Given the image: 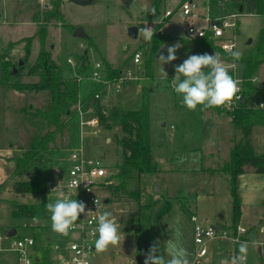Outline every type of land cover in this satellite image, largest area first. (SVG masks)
Wrapping results in <instances>:
<instances>
[{
	"label": "rangeland",
	"instance_id": "1",
	"mask_svg": "<svg viewBox=\"0 0 264 264\" xmlns=\"http://www.w3.org/2000/svg\"><path fill=\"white\" fill-rule=\"evenodd\" d=\"M184 1L163 2L162 12L159 8V13L155 14L156 0H96L84 4L63 0L61 18L47 23L45 46L53 59L66 67L68 75L80 74L87 78L82 82V93L91 89L94 80L88 79L89 73L98 62L110 63L114 66H111L112 69L120 68V73L103 74L110 81L107 88L109 97L106 102H103L105 98L100 102L103 112L111 115V128L107 129L106 122L101 123L97 127L100 131L95 133L87 126L82 130L80 116L76 114L62 131H56L55 126L42 123L29 113L44 107L50 99L49 92L21 90L17 86L39 81L40 76L35 74L34 66L41 47L37 35L41 24L33 17L38 11L43 12L50 0H0V264H19L18 254L13 250L18 237L42 233L47 240L51 237L49 248L52 251L55 244L65 246L70 242V230L67 236L54 232L51 218L42 220L36 227L32 219L12 215L10 201L32 199L29 194L17 192L18 182L28 180L37 173L36 169L18 171L16 158L30 148L35 136L49 133L53 135L48 150L40 152L32 162L36 165L45 160L48 168L49 188L41 195L42 200L56 202L50 190L66 181L69 157L74 147H82L89 155L105 157L111 180L119 186L118 190H105L108 203L104 211L111 212L116 218L121 243L97 254L96 264H144L148 246L159 241L163 252L164 241L177 228L182 233V243L192 262L196 250L192 215L197 214L218 230L232 225V177L226 172V167L234 148L243 139V133L232 123L231 116L225 113L218 114L200 106L195 111L188 110L182 103V96L172 87L175 66L193 55L194 48L192 41H185L187 23L178 10ZM192 1L196 5L194 12L205 14L203 2L206 0ZM147 4L149 9L144 8ZM165 6L177 10L173 17L164 19ZM133 24L142 28L161 24L162 31L170 36L155 58L150 59L151 41H145L141 34L137 37L128 34V28ZM79 25L84 27L87 37L73 35ZM263 27L264 15L242 16L237 50L242 54L247 52ZM30 37L31 50L27 51V39ZM249 40L252 43L248 45ZM176 43L181 45L175 53L178 58L170 64L161 65L159 55L166 57L167 48ZM138 50L142 51L143 59L140 64H135L133 56ZM69 58L77 63L75 68L66 63ZM19 60L26 63L17 73L9 74ZM82 60L87 61L84 69L79 67ZM234 63L236 79H242L244 64L239 60ZM254 77V83L264 92V63ZM117 83L121 85L119 90L114 86ZM131 110L143 111L144 139L151 147L156 168L150 173L133 171L123 184L118 174L125 160V150L117 140L124 135V131L116 114ZM256 126L253 145L258 154H264V125ZM80 130L83 132L80 133ZM181 157L185 158L183 162H180ZM56 168L61 170L59 174ZM245 171L254 172L251 167H246ZM237 181L239 195L242 193L243 211L237 224L250 228L245 236L246 242L264 240V231H261L264 224V188L259 186L264 185V174L250 176V183L254 185L248 188L239 186L240 178ZM156 184L161 188L160 193L155 190ZM168 205L169 212L164 214ZM225 222L228 225L223 227ZM14 229L17 234L9 237L8 233ZM248 243L246 264H259L260 246L252 247V242ZM234 246L229 239L214 240L209 246L211 263L204 264H220L217 253L232 254L234 257Z\"/></svg>",
	"mask_w": 264,
	"mask_h": 264
},
{
	"label": "trees",
	"instance_id": "2",
	"mask_svg": "<svg viewBox=\"0 0 264 264\" xmlns=\"http://www.w3.org/2000/svg\"><path fill=\"white\" fill-rule=\"evenodd\" d=\"M63 0H50L48 7L43 11H38L34 14V21L40 23L37 35L40 37L41 47L37 61L34 66L35 74H38L39 81L35 83L19 84V89L30 91H46L50 94V99L44 107L36 108L33 112H29L35 119L41 120L42 123L53 125L56 127V131H62L71 120L76 111V104L79 101V94L81 90V82L78 76L68 75L66 67L58 64L52 56V53L46 48L47 38V23L52 19L61 18V5ZM160 11L159 7L155 8V14ZM257 14L264 15V0H258ZM161 24L153 27L154 36L151 40L150 59L157 56L159 48L162 46L165 40H169V36L162 34ZM27 51L31 50L32 38L27 39ZM187 42H193V54H204L216 52L219 53L222 60H226L230 63H234L229 53L222 50L219 44L211 38L204 37L185 40ZM82 60L80 62L81 68H85ZM238 61V60H237ZM239 61L244 64L242 74V93L248 100L234 109H229L225 106L223 108L213 107L208 108L214 110L218 114H227L231 116L232 123L236 128L241 129L243 133V139L238 144L231 155V160L226 167V172L231 175V192L234 198V214L232 217V226L240 221L241 211V197L239 195L237 180L240 175L244 174L246 167H251L257 174H264V154H257L254 146L251 143V133L253 127L259 124H264V116L261 111L254 109L250 105V101L264 95V92L260 90L253 82L255 73L259 66L264 63V27L260 30L259 36L253 46L242 54ZM26 63V61L24 60ZM68 63V60L67 62ZM87 63V62H86ZM69 64V63H68ZM5 66V64H4ZM109 74L120 73L119 69H112L111 66ZM20 68H18L19 70ZM40 71V72H38ZM9 74H15L14 68ZM230 74L235 79L234 70H230ZM7 78V76H6ZM92 102L96 112L100 118L101 123L107 125V129L111 128L109 120L111 115L103 112V106L100 99H95L92 95L88 100ZM33 108V107H32ZM121 120L122 130L124 135L118 138V144L125 150V160L121 166V172L118 174L119 179L124 184L127 178L133 171L140 173L154 172L156 168V162L153 158L151 147L145 142L144 139V114L142 110H131L116 114ZM44 124V125H45ZM53 133L46 134L44 136H35L30 148L23 154L16 158V168L18 171L35 170L36 175L28 180L20 181L17 184V192L20 194H29L32 196L31 200L26 202H17L15 200L10 201L12 206V215L18 218H30L34 222H38L36 227H39L42 220L51 217V213L47 210V202L41 199V195L46 193L48 185L47 166L46 161L43 160L38 164H32L36 156L45 150H48L49 141ZM45 158V156H44ZM112 188L117 189V185H109L107 190L111 192ZM170 205H168L164 211V214L169 212ZM264 218V217H263ZM35 249L41 253L40 264H54L52 256L50 254L49 242L50 239H45L42 233H35ZM152 242L149 246L153 244Z\"/></svg>",
	"mask_w": 264,
	"mask_h": 264
},
{
	"label": "built area",
	"instance_id": "3",
	"mask_svg": "<svg viewBox=\"0 0 264 264\" xmlns=\"http://www.w3.org/2000/svg\"><path fill=\"white\" fill-rule=\"evenodd\" d=\"M195 9L196 5L192 0H185L178 7L187 23L186 33L188 38L193 40L208 37L216 41L225 52H227L226 47L233 45L235 46L233 50H237L241 17L245 15L244 13L236 9L235 11H213L201 15L195 13ZM176 11L173 9L166 10L164 17L171 18ZM199 18L204 24L197 23L195 19ZM141 28L139 26V31ZM133 60L136 64L141 63L142 53L139 51L135 52ZM223 61L226 66H229L230 70H234L235 80H237L235 63ZM68 63L73 68L77 65L72 58L68 59ZM105 70L104 63L98 62L90 73V79L97 80L101 86L93 93L95 99L101 100L102 98L106 99L109 97L107 88L110 85V81H108L106 76H103ZM75 76H78L80 82L85 79L84 76L78 74ZM255 79L254 77L253 82ZM237 81L239 82L240 89L237 95L240 98H234L233 102L225 105L229 109H234L240 106L243 101L245 103L248 101L242 93V79H238ZM120 82H122V79H120ZM114 86L118 90L121 88V85L118 83ZM250 105L254 109L261 111L264 116V96L251 100ZM75 107V114L80 116L81 129L83 130L84 126H87L94 129L95 133H98L100 130L97 127L101 125V122L93 103L79 100ZM105 160V157L89 155L83 148L73 149L69 157L70 167L65 179L66 181L50 190L56 201L63 198V196H67L71 199L83 201L87 206L85 213L81 214L76 222L78 226L69 229L71 232L70 242L65 246L54 245V264H96L95 239L99 235L97 231L98 217L104 212L106 203H108L106 202L108 198L105 195V190H107L109 185H115L111 180L109 168ZM96 199L101 202L98 209L94 203ZM191 221L194 223V242L196 244L192 264L207 263L209 246L214 240L229 239L234 243L240 244V242H245V236L248 234V228L240 223L234 227L230 226L218 230L214 224L200 219L197 214L191 216ZM74 233H78L77 238L73 237ZM13 248L18 254L19 264L25 260L30 262V264H40L41 254L35 249V238L33 235L18 237L14 242ZM130 264L136 263L131 262Z\"/></svg>",
	"mask_w": 264,
	"mask_h": 264
},
{
	"label": "clouds",
	"instance_id": "4",
	"mask_svg": "<svg viewBox=\"0 0 264 264\" xmlns=\"http://www.w3.org/2000/svg\"><path fill=\"white\" fill-rule=\"evenodd\" d=\"M139 34L145 41H151L154 36L153 28L143 27ZM181 47L176 43L167 48V56L159 55L161 65L170 64L178 57L175 55ZM235 46L226 47L233 61L240 60L242 53L233 50ZM176 75L172 79L174 91L182 96L183 105L190 111H195L198 106L202 109L225 106L239 99V82L230 74L229 66H226L219 53L189 55L181 64L175 66ZM164 75L167 73L164 71ZM181 76L183 79H181ZM180 158V162L184 161ZM196 160L193 159V163ZM78 187V185H77ZM97 209L100 201H94ZM47 210L51 213L52 230L63 236L69 235V229L77 227V221L86 211V204L67 196L58 199L55 203H47ZM90 212V211H89ZM88 214V212H87ZM179 224V219L176 220ZM99 235L95 239V251L97 254L106 252L109 247H117L121 243V235L116 218L109 211H104L98 217ZM95 235V233H93ZM259 241L253 240L252 247L262 246ZM248 242H240L239 255L231 258L230 264H246L249 249ZM189 252L182 243V233L177 228L174 234L164 241V249L161 252L159 241L154 242L145 254L144 264H192ZM21 264H30L22 261ZM220 264H229L228 260L220 261Z\"/></svg>",
	"mask_w": 264,
	"mask_h": 264
},
{
	"label": "crops",
	"instance_id": "5",
	"mask_svg": "<svg viewBox=\"0 0 264 264\" xmlns=\"http://www.w3.org/2000/svg\"><path fill=\"white\" fill-rule=\"evenodd\" d=\"M142 1H146V0H142ZM149 1V0H148ZM168 0H156V7L158 6L159 8H161V12H162V4H163V2H167ZM181 2V1H180ZM203 5H204V10H205V14H207L208 12L210 13V12H213V11H223V10H230V11H235L236 9L237 10H239L240 12H242V13H244L245 15H247V14H254V15H256L257 14V9H258V0H206V1H204L203 2ZM62 6V5H61ZM144 8L145 9H149V4H147V6H144ZM242 8V11L240 10ZM155 9V8H154ZM166 10H169V8H167V6H165V11ZM155 13V12H154ZM165 14V13H164ZM202 15H204V14H202ZM164 17V16H163ZM164 19H169V18H165L164 17ZM196 21H197V23H199V24H204V22L199 18V19H195ZM161 32H162V34H165V35H167V36H169L168 34H166V33H164L163 31H162V29H161ZM185 33H186V31H185ZM187 34V33H186ZM170 37V36H169ZM186 39H188L187 37H186ZM189 40H191V39H189ZM166 41H168V40H165L164 41V43L162 44V46L165 44V42ZM247 44V43H246ZM162 46H161V48H162ZM139 52H141L142 53V51L141 50H138ZM179 54V53H178ZM142 57H143V55H142ZM143 59V58H142ZM87 62V61H86ZM85 61L83 62V64L85 65V64H87ZM104 63V62H103ZM136 64V63H135ZM140 64V63H139ZM104 65H105V67H106V70L104 71V73L105 72H109V70H110V67L109 66H112V67H114L112 64H110V63H104ZM92 69L93 68H91V71H92ZM91 73V72H90ZM90 73H89V75H90ZM110 73V72H109ZM78 75H80V74H78ZM110 75V74H109ZM87 79V78H86ZM86 79L85 80H83L82 82H84V81H86ZM88 79H90V76H89V78ZM82 82H81V89H82ZM93 83L90 85L91 86V89L89 90V91H87V92H85V93H82V91L80 90V94H79V100H81L82 102L84 101H88L89 100V98H91L92 97V95H93V93L95 92V91H97L101 86H100V84H99V82L97 81V80H94V81H92ZM103 102H106V99H104L103 100ZM103 111H104V109H103ZM264 125V124H263ZM80 126H81V124H80ZM255 127H257V126H254L253 127V130H252V133H251V143H252V145H253V139H252V137H253V131H254V128ZM82 131L80 130V133H81ZM71 144V143H70ZM254 146V145H253ZM79 148H82V147H79ZM78 148V149H79ZM255 148V147H254ZM74 149H77V147H74ZM256 151V150H255ZM257 153V152H256ZM258 154V153H257ZM56 170H57V172H58V174H59V172L61 171L59 168H56ZM254 171V170H253ZM255 175H262V174H257V173H255V171L252 173V172H250V173H244V174H242V175H240V185L239 186H242V187H244V188H248V186H252V185H254V184H252V183H250V176H252V177H255ZM259 186H260V188H264V185H262V184H259ZM242 193H240V195H241ZM247 196V195H246ZM242 198H244V196H242ZM242 215H243V211H242ZM263 215V214H262ZM263 217H264V215H263ZM262 217V218H263ZM203 220V219H202ZM226 225H228V223L227 222H225L224 223V225H223V227L224 226H226ZM232 226V225H231ZM230 227V226H229ZM250 229V228H249ZM249 229H248V233H249ZM261 231H264V224H263V226H262V228H261ZM252 235V234H251ZM255 236H256V234H254ZM30 236V235H29ZM259 236V235H258ZM51 237H49L48 239H50ZM51 240V239H50ZM250 240H252V237L250 236ZM52 241V240H51ZM50 241V242H51ZM253 241V240H252ZM252 241H248V242H252ZM256 241H259L261 244H264V240L263 239H258V240H256ZM234 243V242H233ZM234 247H233V252L234 253H236L235 254V256H237L238 255V244L237 243H234ZM260 248V250H259V257H260V262H259V264H263L264 263V245H262V246H260L259 247ZM217 253V252H216ZM41 254V253H40ZM50 254H51V256H52V260H53V255H54V251H52V250H50ZM209 254V253H208ZM217 255H218V260L219 261H222V260H228L229 262L231 261L230 259L233 257V255L232 254H228V255H226V254H220V253H217ZM19 263V262H18ZM53 263H54V260H53ZM207 263H211V258H210V256H208L207 257Z\"/></svg>",
	"mask_w": 264,
	"mask_h": 264
},
{
	"label": "water",
	"instance_id": "6",
	"mask_svg": "<svg viewBox=\"0 0 264 264\" xmlns=\"http://www.w3.org/2000/svg\"><path fill=\"white\" fill-rule=\"evenodd\" d=\"M72 1L77 2V3L84 4V3H92V2H95L96 0H72ZM240 10L242 11V8ZM128 34L130 36H132V37H137L138 34H139V27H138V25L133 24V25L129 26V28H128ZM73 35L76 36V37H87L88 36L87 33L85 32L84 27L81 26V25H79V26H77L75 28ZM186 36L188 37L187 34H186ZM251 43H252V40H249L247 42L248 45L251 44ZM24 64H25L24 60H19L17 67L14 68V72L17 73L18 72V68H21L22 66H24ZM155 190L158 193L161 192V188H160V186L158 184H156ZM106 202H108V200H106ZM37 224H38V222L36 221L35 222V225H37ZM16 234H17V230L14 229V230H11L8 233V236L9 237H12V236H15ZM73 237L74 238H77L78 237V233H74L73 234Z\"/></svg>",
	"mask_w": 264,
	"mask_h": 264
}]
</instances>
